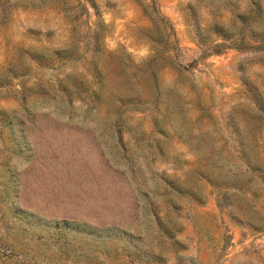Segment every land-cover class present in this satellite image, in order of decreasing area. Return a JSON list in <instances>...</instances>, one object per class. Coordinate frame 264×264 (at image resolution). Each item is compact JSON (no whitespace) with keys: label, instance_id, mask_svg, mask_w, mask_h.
I'll return each instance as SVG.
<instances>
[{"label":"rangeland","instance_id":"1","mask_svg":"<svg viewBox=\"0 0 264 264\" xmlns=\"http://www.w3.org/2000/svg\"><path fill=\"white\" fill-rule=\"evenodd\" d=\"M264 0H0V264H264Z\"/></svg>","mask_w":264,"mask_h":264},{"label":"trees","instance_id":"2","mask_svg":"<svg viewBox=\"0 0 264 264\" xmlns=\"http://www.w3.org/2000/svg\"><path fill=\"white\" fill-rule=\"evenodd\" d=\"M58 1L61 5H64L65 0H56ZM42 0H37V4H41ZM264 228V218L262 216L261 220H260V224L258 225V227L256 228L257 230H262Z\"/></svg>","mask_w":264,"mask_h":264}]
</instances>
